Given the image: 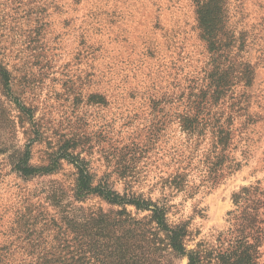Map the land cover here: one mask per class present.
I'll list each match as a JSON object with an SVG mask.
<instances>
[{
	"label": "rangeland",
	"instance_id": "374dc122",
	"mask_svg": "<svg viewBox=\"0 0 264 264\" xmlns=\"http://www.w3.org/2000/svg\"><path fill=\"white\" fill-rule=\"evenodd\" d=\"M218 68L229 85L215 99ZM192 117L209 125L189 133ZM225 128L242 166L203 187ZM81 171L165 199L187 251L233 264L242 213L264 205V0H0V264H68L59 249L110 209L77 195ZM177 173L182 192L166 184ZM258 252L264 264V240Z\"/></svg>",
	"mask_w": 264,
	"mask_h": 264
},
{
	"label": "trees",
	"instance_id": "16d2710c",
	"mask_svg": "<svg viewBox=\"0 0 264 264\" xmlns=\"http://www.w3.org/2000/svg\"><path fill=\"white\" fill-rule=\"evenodd\" d=\"M228 74L227 70L220 68L208 74L210 87L215 89L213 95L215 99H218L228 87ZM201 121L198 117L184 118L183 129L195 135L203 123L209 125ZM207 135L208 133L199 132L196 138L203 141ZM210 136L209 139L213 142L210 157H213V161L210 162L208 175L204 176L200 185L214 189L227 174L238 171L242 164L234 160L229 161L228 154L233 136L228 129L227 131L219 129ZM166 184L169 188L179 192L189 187L187 176L183 173L175 174ZM254 190L245 188L243 192L255 194L259 189ZM77 193L80 197L95 194L102 198L110 209L84 217L83 225L80 226L84 230V235L73 237L65 248L59 249L62 256L68 257V264H173V257H187L188 264H203V257L199 251H187L186 249L185 238L188 235V224L171 225L168 218L171 207L168 201L147 196L141 192L140 186H136L135 182L129 178H127L125 191L121 194L108 184L101 183L94 186L89 172L81 171ZM128 207H133L134 212ZM252 208L242 213L243 223L239 224L242 228V230L239 229L242 237L238 238L239 247L234 254L233 264H257L260 242L264 240V212L262 210L264 205L261 202L258 208L256 205ZM71 214L72 212L63 216L62 221L72 222ZM98 230L102 233L101 239L103 240L100 251L90 247L92 241L87 245L86 241L89 237L85 238L87 232L93 233ZM102 257L103 260H101Z\"/></svg>",
	"mask_w": 264,
	"mask_h": 264
}]
</instances>
